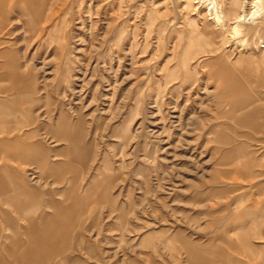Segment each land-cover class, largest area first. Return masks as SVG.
<instances>
[{
    "label": "rangeland",
    "instance_id": "374dc122",
    "mask_svg": "<svg viewBox=\"0 0 264 264\" xmlns=\"http://www.w3.org/2000/svg\"><path fill=\"white\" fill-rule=\"evenodd\" d=\"M35 1L30 13L26 0L5 1L0 65L11 50L14 81L30 74L35 102L19 106L30 135L10 128L16 116L0 123L12 130L0 139L23 138L30 152L0 153L70 207V241L47 264L239 263L226 257L248 260L233 246L241 225L264 257V86L244 78L262 102L243 108L235 72L261 53L264 24L235 37L209 0ZM237 144L250 147H227ZM255 154L246 173L243 156Z\"/></svg>",
    "mask_w": 264,
    "mask_h": 264
},
{
    "label": "crops",
    "instance_id": "0c3cea01",
    "mask_svg": "<svg viewBox=\"0 0 264 264\" xmlns=\"http://www.w3.org/2000/svg\"><path fill=\"white\" fill-rule=\"evenodd\" d=\"M2 1L1 4L3 6L0 8V25L4 23V13L8 11V9L10 10L12 6H9V4L5 2L7 0ZM26 1L28 6L27 9L30 13V0ZM1 56L4 62L0 65V83L10 81L11 85L0 89V123L5 125L9 115L12 117L16 116L17 118L14 119L17 125L14 121L10 122V128L12 129L15 127V130L22 133L23 137L25 135L28 136L31 131L20 130L19 125L24 122L29 123V125L31 124V112L23 110L22 108L20 109L19 106L24 100L34 104L35 100L33 99V94L35 93V86L33 87L32 85H34L35 82L31 79L30 74H27L28 77L22 76L20 81L15 82L13 68L17 61L14 59L13 52L11 50H6ZM253 92L256 93L252 90L251 93ZM6 126L0 128L2 135L12 133V130L6 128ZM261 126H263V124H255L253 128L256 129ZM8 130L11 131L8 132ZM76 136L77 138H74V143L77 145L81 143L82 137L81 133H78ZM239 146L250 147L246 144L230 145L227 147L237 148ZM13 147L28 149V152H30L31 145H29V142L24 141L23 138L22 140L8 137L0 139V149ZM217 147L220 148L223 146L217 145ZM81 154L83 155L79 148L76 147L75 156L79 162L82 156ZM5 157L14 156L6 152L0 153V264H47L49 259L52 260L53 258H57L56 256L61 253L56 251V246H59L62 242L68 243L70 241L65 233L66 230L70 229L69 227H73L72 223H70L71 221H69L70 218L68 215L70 207L63 208V202L58 201L54 196L55 193L52 191H42L37 188V186L30 184L27 176L25 177L19 169L11 167L6 163ZM243 158H246L250 162L247 165L249 172L246 173H251L252 166L259 164V159L256 158V154L246 155L243 156ZM54 164L55 168L58 166L60 169L59 163L57 165L56 163ZM53 176H56V172ZM58 194L63 195L65 193L61 191L58 192ZM251 213L254 215L256 212L253 213L252 210ZM244 217L249 218L247 214H245ZM3 225H5V228H3ZM238 229L239 234L237 235V239L240 245L238 246L237 243H234L233 246L237 247V249H244L247 253L248 260L245 261L233 255H228L226 258L233 261L239 260V263L235 262L232 264H264V257L259 258L255 256L256 249H254L251 243V239L255 234L245 225H241ZM242 238H244L245 244H243ZM34 243H53L51 247L52 250L49 251L48 254L41 252L42 248L39 245L33 248L30 246ZM218 254H220V252ZM254 256L255 258H253ZM206 258L211 259L209 256Z\"/></svg>",
    "mask_w": 264,
    "mask_h": 264
},
{
    "label": "bare ground",
    "instance_id": "6f19581e",
    "mask_svg": "<svg viewBox=\"0 0 264 264\" xmlns=\"http://www.w3.org/2000/svg\"><path fill=\"white\" fill-rule=\"evenodd\" d=\"M1 1L2 0H0V8H2L3 6L1 4ZM31 2L36 3L35 0H30V3ZM209 2L212 8L208 10V13L212 17V19L218 22L219 27L221 28L222 31L226 27L231 26V29L233 30L235 37L241 36L245 34L248 30L257 26L256 24H259V23H256V21L260 20L262 24H264V0H252V2L250 0H244V3H242L240 0H209ZM187 4L189 6H193L192 0H187ZM247 5L251 6L250 11L248 10ZM251 20H253V22ZM260 29L261 27H257V30H256L259 35L262 34V31ZM244 42L246 43L247 40L245 39ZM194 44H195L194 40H190L187 46L188 48L185 52V58L188 59L189 55L190 56L193 55L194 48L192 46ZM260 52L261 53L257 57H255L254 60L253 59L241 60L240 62H238L237 66L235 67V72L240 76L236 84V92L238 96L241 97V100L242 98L244 99V101L241 102V106L243 108L244 107L250 108L254 106V111H256L257 107L259 106L258 103L262 101L258 102L257 100L256 102L252 94L249 95L248 93L247 95H245L246 94L245 91H247V89L245 87L246 85L244 82V78L252 77L255 75L256 78L258 79V83L264 86V41L262 43ZM52 244L53 243H43V244L34 243L33 245H30V246L33 248L34 246L39 245L42 248L41 252H45L48 254V252L52 250L51 248L53 246ZM63 244H67V242H62L59 246L57 245L56 251L61 252Z\"/></svg>",
    "mask_w": 264,
    "mask_h": 264
}]
</instances>
